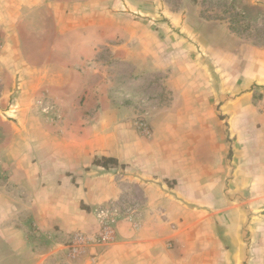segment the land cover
Masks as SVG:
<instances>
[{
	"label": "crops",
	"instance_id": "obj_1",
	"mask_svg": "<svg viewBox=\"0 0 264 264\" xmlns=\"http://www.w3.org/2000/svg\"><path fill=\"white\" fill-rule=\"evenodd\" d=\"M117 3L0 0V5L18 9L13 17L0 13V29L1 20H30L31 41H16L19 51L54 53L70 47L84 54L103 49L129 52L128 45H117L114 34L133 40L139 33L120 26L111 12ZM171 17L182 19L181 14ZM220 45L213 50L222 51ZM47 66L37 65L45 74L35 79H40L37 85L47 84L46 96L85 100L89 105L101 99L100 72L97 83H77L91 75L84 69L94 71L97 63L79 61L68 84L60 83L57 74L50 79ZM239 72L219 93L190 89L180 94L174 108L153 112L149 116L154 134L149 139H136L131 122L122 118L131 109L112 105L107 140L95 131L98 137L82 142L88 155L80 164L79 179L72 170L50 179L27 149L19 150L22 145L14 138L25 141V134L33 141L29 130L38 128L16 127L7 141L12 151L6 157L0 132V169L9 171L0 183V264H264V103L251 91L264 78V70L259 68L245 81ZM189 81L198 84L197 78ZM72 115L80 118V133L102 128L97 103L78 115L73 110ZM103 156L117 158L119 165L109 170L94 166V159ZM50 184L54 189L43 190ZM125 198L137 200L132 213L115 225L113 242L91 246L75 259L68 257L69 235H98L97 209Z\"/></svg>",
	"mask_w": 264,
	"mask_h": 264
},
{
	"label": "rangeland",
	"instance_id": "obj_2",
	"mask_svg": "<svg viewBox=\"0 0 264 264\" xmlns=\"http://www.w3.org/2000/svg\"><path fill=\"white\" fill-rule=\"evenodd\" d=\"M117 2L111 12L120 26L127 32L139 33L138 37H132L133 40L127 34H114L117 45H128L129 52L125 49L117 52L103 49L96 54H84L70 47L54 53L19 51L16 41H31L30 20H1L4 29H0V132L6 141L2 140L1 145L3 157L11 154L10 142L7 141L13 137L16 127L38 128L29 130L33 141L25 134V141H21L20 136L14 138L22 145L19 150L27 149L28 156L40 163L38 170L46 171L50 179L69 170L74 171L73 177L79 179L78 174L83 171L80 164L88 155V148L82 142L89 137H98L95 131L102 135L103 141L107 140L112 126L110 119H113L107 114L112 105H116L118 110L124 107L131 109L132 113L122 118L131 122L136 139H149L154 134L149 115L174 108L176 99L179 102L183 92L193 89L197 94L205 95L207 91L216 94L226 85L225 82L230 84L234 81L233 73L237 74V70L239 74L243 73V81L259 68L264 70V0ZM15 7L0 5V13L4 11L7 14L4 17H13L18 10ZM103 8L108 9L107 6ZM173 14H181V21L172 19ZM216 44H221L218 49L222 51L213 50L217 48ZM79 61L95 62L97 66L94 71L93 68L84 69L91 75L77 83L85 82L86 87L97 83V74L100 72L101 75V99L96 103L102 109V128L93 127L95 130L88 134L80 133V118L73 116L72 112L74 110L78 115L86 106L94 107L96 103L60 101L61 97L57 96L58 100H53L45 95L47 84L37 85L40 79L35 80L42 73L37 71V65L44 68L48 64L50 79L57 74L60 83L68 84L72 80V71L78 72ZM190 78H197L198 84L192 86ZM48 83L52 85L53 81ZM251 91L264 103V78L256 81ZM33 170V173L37 172L36 167ZM7 172L0 169V183ZM49 189H54L53 184L43 190ZM137 198L121 201L134 204Z\"/></svg>",
	"mask_w": 264,
	"mask_h": 264
},
{
	"label": "built area",
	"instance_id": "obj_3",
	"mask_svg": "<svg viewBox=\"0 0 264 264\" xmlns=\"http://www.w3.org/2000/svg\"><path fill=\"white\" fill-rule=\"evenodd\" d=\"M132 206L134 204H125L121 201L109 202L100 206L96 211L101 225L99 234L93 237L82 232L70 234L66 243L68 257L75 259L85 253L91 246L108 245L113 242L115 225L120 219L126 218L132 213Z\"/></svg>",
	"mask_w": 264,
	"mask_h": 264
},
{
	"label": "trees",
	"instance_id": "obj_4",
	"mask_svg": "<svg viewBox=\"0 0 264 264\" xmlns=\"http://www.w3.org/2000/svg\"><path fill=\"white\" fill-rule=\"evenodd\" d=\"M93 165L97 167H102L106 170L114 168L119 165V161L117 158L114 157H96L93 161Z\"/></svg>",
	"mask_w": 264,
	"mask_h": 264
}]
</instances>
